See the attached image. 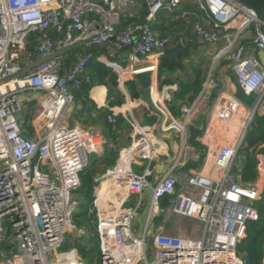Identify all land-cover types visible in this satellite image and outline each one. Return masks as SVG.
I'll use <instances>...</instances> for the list:
<instances>
[{
  "label": "built area",
  "instance_id": "2783aa9c",
  "mask_svg": "<svg viewBox=\"0 0 264 264\" xmlns=\"http://www.w3.org/2000/svg\"><path fill=\"white\" fill-rule=\"evenodd\" d=\"M161 14L190 23L198 39L216 46L214 61L229 65L253 101L243 121L236 102L217 107V120L205 133L226 123L235 140L218 144L179 193L177 165L156 185L148 180L150 170L133 171L135 160H154L160 143L150 127L141 128L117 166L97 179L124 191L121 203L94 202L100 210V264H245L238 247L249 224L261 219L264 155L256 156L257 176L250 184L235 169L245 162V138L255 116L264 115V20L238 0H0V264H90L79 251L89 230L73 220L81 210L75 193L91 168L97 136L66 124V113L74 93L93 88V62L134 78L144 60L174 43L172 35L163 38L154 29ZM146 67L156 78L158 64ZM212 76L201 95L215 87ZM197 103L181 108L180 156L189 145ZM26 116L30 135L23 128ZM108 122L117 125V116ZM148 187L152 206L138 237ZM133 196L136 202L128 208ZM164 199L169 206H162ZM167 215L197 226L190 233L165 234L152 222ZM68 236L73 247L64 250Z\"/></svg>",
  "mask_w": 264,
  "mask_h": 264
},
{
  "label": "crops",
  "instance_id": "0c3cea01",
  "mask_svg": "<svg viewBox=\"0 0 264 264\" xmlns=\"http://www.w3.org/2000/svg\"><path fill=\"white\" fill-rule=\"evenodd\" d=\"M185 5L191 7L187 1ZM154 29L160 37L164 38L170 32L176 40L164 52H157L144 60L141 63L142 66H147V64L153 62L160 67L164 55H170L172 49L178 46L185 48V54L181 60L182 67L174 72L159 71L158 69L155 78L154 97L156 101V94L160 98L161 101H157V103L167 115L165 130L177 128L183 106L198 102L192 116L189 135L191 128L200 130L201 132L195 133L196 138L194 141L201 147L189 144L183 149V154L180 156V148L177 146L173 134H160V117L142 103L140 87H137L140 94L139 99L133 100L131 95H127L129 83L135 80L128 81L132 77L128 76L127 71H124L126 77H123L122 72L119 74L113 70L115 74L120 75L117 86L107 87L94 83L93 88L74 93V104L66 113V124L90 131L97 136L98 149L92 156L91 168L84 173H90L92 176L93 204L95 201H100L103 204L111 205L112 203H121L124 199V191L113 181L97 182V179L105 170L114 169L117 166L120 152L130 147L133 140L140 136L142 127H150V135L160 143L154 160L152 162L142 159L135 160L132 164L133 171L142 174L145 170H150L151 175L148 180L152 185H156L172 166L177 165L178 184L176 191L179 193L186 185L188 178L203 169L205 160L208 156L214 154L218 144L232 143L235 140L233 135H228L226 132L218 131L215 128L210 129L208 135L205 133L207 129L209 130V126H214V122L217 120L216 109L222 101L229 100L238 104V119L240 121H243L250 111V108L243 103L239 96L240 89L229 65L214 61L217 47L206 45L198 39L190 23L161 14ZM138 70L139 72H146L152 69L144 67ZM90 71L94 76L92 69ZM210 74L213 75L215 87L209 89L206 94L201 95L204 83ZM197 83H200L201 87H195ZM121 90L122 93L127 95L126 105L113 106L112 104L117 102L116 97ZM111 115L117 116V125L108 122V116ZM262 148H264V145H262ZM202 157L203 164L197 167L196 164L200 162ZM243 165L241 164L239 168L242 169ZM83 197L85 202H88L84 193ZM135 202L136 196H133L126 206L129 208ZM159 221L157 219L152 222L156 229ZM97 223L96 221V230Z\"/></svg>",
  "mask_w": 264,
  "mask_h": 264
},
{
  "label": "trees",
  "instance_id": "16d2710c",
  "mask_svg": "<svg viewBox=\"0 0 264 264\" xmlns=\"http://www.w3.org/2000/svg\"><path fill=\"white\" fill-rule=\"evenodd\" d=\"M244 5L254 9L259 17L264 20V0H238ZM147 12L143 14V17H145ZM185 48L182 47H176L172 49V53L170 55H164V57L161 60V64L159 67V71L167 70L169 72H174L182 67L181 60L185 54ZM90 69L93 71V81L102 83L105 82L106 79H109L108 82H105L104 85L107 87L110 86H117V76L114 73L112 69H107L103 65L93 62L90 66ZM131 89V98L133 100L139 99L140 94L137 91V86L134 81L129 83L128 85ZM195 87L199 88L201 87L200 83H197ZM241 92V90H240ZM239 96L241 100H246V102L252 103V98H247L242 92L239 93ZM123 102H115L112 104L115 105H122ZM32 105H29L31 107ZM29 120V116H26L25 122L23 124V128L25 130V133L30 135L33 132V129L27 125V122ZM192 130V131H191ZM201 132L198 129L191 128L190 129V135H189V144H192L197 147H201L199 144H196L195 142V133ZM264 145V115H256L254 118V121L251 125L250 130L248 131V134L245 138V153H246V159L244 162V165L242 167L241 172V182L244 185L250 184L255 181L257 176V159L256 154L253 155L252 152L256 151L258 152V149ZM204 157V156H203ZM203 157L201 158L200 162L197 165V167L202 166L203 164ZM82 182L83 187L81 191H83L84 195L86 196V199L88 202L84 204V207L82 206V209L80 212L75 216V222L77 219L82 221H88L93 222L94 219L92 215L89 212V209L92 208L93 200H92V176L90 173H86L82 176ZM169 200L164 199L162 201V206H168ZM258 212L260 214V221L257 223H251L248 226V236L247 238L239 244L238 250L240 254L244 257L245 264H263L264 259V192L262 195V198L258 204ZM76 224H78L76 222ZM80 225V224H79ZM83 226V225H80ZM98 239V237H97ZM80 254L84 259H89V255H95L100 257V250L99 248H93L90 251L87 249L80 247L79 248ZM99 263V262H98Z\"/></svg>",
  "mask_w": 264,
  "mask_h": 264
},
{
  "label": "rangeland",
  "instance_id": "374dc122",
  "mask_svg": "<svg viewBox=\"0 0 264 264\" xmlns=\"http://www.w3.org/2000/svg\"><path fill=\"white\" fill-rule=\"evenodd\" d=\"M145 10V9H144ZM168 35H172V33L169 32ZM173 36V35H172ZM174 37V36H173ZM175 39V38H174ZM176 40V39H175ZM174 40V41H175ZM146 66H140V68H144ZM121 74V73H120ZM117 81L120 77V75H117ZM122 76L123 77H126V74L124 72H122ZM129 76V75H128ZM109 79H106L105 82H108ZM131 80H135L134 78H129L128 81H131ZM127 81V82H128ZM104 81L102 83L100 82H95L100 84V85H104L105 83ZM135 84L137 85V87L139 88V85H138V82L135 80L134 81ZM205 84V83H204ZM215 85V83H214ZM105 86V85H104ZM127 95H131V91H130V88L128 87L127 88ZM241 94V92H240ZM127 95H125L124 93H122V90L121 92L118 93V96L116 97V100L117 102H123L122 105H126V97ZM156 97H157V101L160 102V98L157 96L156 94ZM243 103L246 104V106H248L249 108L251 107L252 103H247L246 100H242ZM30 110V108H27L26 111L28 112ZM69 115V114H68ZM219 128H220V131L222 132H227L228 130V124L226 123H221L219 124ZM31 127V126H29ZM236 130V127H233V130ZM228 134V133H227ZM230 135V134H228ZM257 153V154H256ZM253 155L256 154L257 155H264V148H262V146L258 149V152L254 151L252 152ZM242 169L241 168H236L235 169V173L238 174L239 176H241V171ZM84 189V188H83ZM82 189V190H83ZM76 197L80 200L81 202V208L82 209V206L84 207V204L86 203L85 202V198L83 197V193L82 191L80 190L79 192L75 193ZM172 198V197H171ZM169 206V205H168ZM105 207H107V204H105ZM89 212L90 214L92 215L94 221L91 223V222H88V221H82V220H79L77 219L76 222L78 223L77 225L80 226V225H84L86 229L89 230V235L87 237V240H86V244L89 243V246L88 245H83V246H80V247H83L85 249H87L88 251H90L91 249H95V248H99V240L97 239V230L95 229V222L98 220L99 218V213H100V210L98 208L97 205H94L92 204V208L89 209ZM75 219V218H74ZM74 223L75 220H73ZM98 222V221H97ZM80 224V225H79ZM9 225V224H8ZM158 225V228L160 230H162L163 233L165 234H168V235H177L179 233V230H184L186 231L187 233H190L191 230L195 229L196 228V224L190 220H185V219H180V218H175V217H172V216H165L163 218L160 219L159 223L157 224ZM106 240H107V236H105ZM71 247H73V244L71 242V237L68 236V243L66 244L65 246V249L64 250H69ZM89 259H85L87 262H89L90 264H100V259H101V254H100V257L99 256H91L89 255L88 257ZM99 262V263H98Z\"/></svg>",
  "mask_w": 264,
  "mask_h": 264
},
{
  "label": "water",
  "instance_id": "95a60500",
  "mask_svg": "<svg viewBox=\"0 0 264 264\" xmlns=\"http://www.w3.org/2000/svg\"><path fill=\"white\" fill-rule=\"evenodd\" d=\"M169 53V52H167ZM259 57L264 64V51L259 53ZM134 79L138 82V85L141 90L142 95V103L146 105L154 114L160 117L159 123V132L162 135H167L172 133L173 138L181 148V133L177 128H171L169 130H165V124L167 121L166 113L160 108L157 101L154 97V88H155V74L153 70L146 72H138L134 75ZM146 195V204L142 214H140L137 218V223L139 226L138 237H143L144 231L148 224V218L151 211L152 199H153V188L148 187L145 189Z\"/></svg>",
  "mask_w": 264,
  "mask_h": 264
},
{
  "label": "bare ground",
  "instance_id": "6f19581e",
  "mask_svg": "<svg viewBox=\"0 0 264 264\" xmlns=\"http://www.w3.org/2000/svg\"><path fill=\"white\" fill-rule=\"evenodd\" d=\"M141 69V68H140Z\"/></svg>",
  "mask_w": 264,
  "mask_h": 264
}]
</instances>
